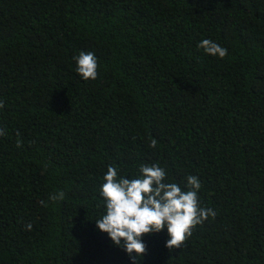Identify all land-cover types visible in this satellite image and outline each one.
Returning a JSON list of instances; mask_svg holds the SVG:
<instances>
[{"label": "trees", "instance_id": "obj_1", "mask_svg": "<svg viewBox=\"0 0 264 264\" xmlns=\"http://www.w3.org/2000/svg\"><path fill=\"white\" fill-rule=\"evenodd\" d=\"M0 101V264H135L96 220L108 166L142 164L216 216L137 264H264V0H0Z\"/></svg>", "mask_w": 264, "mask_h": 264}, {"label": "clouds", "instance_id": "obj_2", "mask_svg": "<svg viewBox=\"0 0 264 264\" xmlns=\"http://www.w3.org/2000/svg\"><path fill=\"white\" fill-rule=\"evenodd\" d=\"M197 47L209 55L221 58L228 51L210 39H203ZM74 59L76 71L82 79H97L99 61L95 53L80 51ZM3 107L4 102L0 101V108ZM4 135L5 129L0 128V136ZM21 145L22 140L18 138L17 147ZM156 145L157 141L151 140L149 146L155 148ZM139 171V177L126 178L120 175L117 167L108 166L100 188L106 211L96 220L98 229L106 232L114 245L125 250L135 264L137 257H143L147 251L143 240L145 234L167 228L169 239L166 247L170 250L181 248L198 225H202L210 216L213 219L216 216L212 208L200 203L199 191L202 185L198 176H187L185 189L178 183L166 182L167 171L159 164H142ZM64 196L65 193L60 191L50 194L49 200H63ZM40 204L46 206L47 201L41 200ZM32 227L31 223L26 224L28 230Z\"/></svg>", "mask_w": 264, "mask_h": 264}]
</instances>
